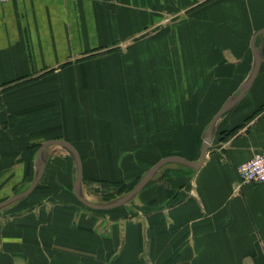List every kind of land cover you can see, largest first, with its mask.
<instances>
[{"label":"crops","instance_id":"0c3cea01","mask_svg":"<svg viewBox=\"0 0 264 264\" xmlns=\"http://www.w3.org/2000/svg\"><path fill=\"white\" fill-rule=\"evenodd\" d=\"M262 29L264 0L1 4L0 181L13 175L14 150L47 130L64 133L44 142L65 141L79 158L82 147L184 148L191 132L202 145L255 55L259 67L213 124L201 165L161 166L134 196L133 222H80L69 245L57 242L54 225L37 256H0V264H264V182L243 183L238 173L264 149ZM172 155L196 161L200 151L164 157Z\"/></svg>","mask_w":264,"mask_h":264},{"label":"rangeland","instance_id":"374dc122","mask_svg":"<svg viewBox=\"0 0 264 264\" xmlns=\"http://www.w3.org/2000/svg\"><path fill=\"white\" fill-rule=\"evenodd\" d=\"M61 133L64 132L47 130L43 137H32L27 148L14 150L13 175L0 181V192L7 190L6 194L0 195V203L22 193L31 184L37 172L39 147L45 139L58 138ZM200 146L201 132H191L184 148H79L80 195L93 203L113 202L127 194L153 163L165 155L172 153L196 158ZM41 158L46 168L37 186L26 197L0 208V256H21L27 252L37 256L33 250H45L49 246L54 225L60 229V241L57 242L69 245L72 240L69 233L83 226L80 222H92V227L104 223L110 226L109 221L133 222L139 214L135 204L141 202L135 201V197L108 210H94L79 202L72 192L77 176L76 162L66 148L47 146ZM47 252L50 254L52 250Z\"/></svg>","mask_w":264,"mask_h":264},{"label":"water","instance_id":"95a60500","mask_svg":"<svg viewBox=\"0 0 264 264\" xmlns=\"http://www.w3.org/2000/svg\"><path fill=\"white\" fill-rule=\"evenodd\" d=\"M261 34H264V29L260 30L256 34V36L261 35ZM251 48L254 51L253 42L251 43ZM258 67H259V58H258V56L255 55L254 66H253V69H252L251 74L249 75L248 79L240 86V88L237 91L236 96L234 98L228 99L223 104V106L218 110V112L215 114V116L212 118L211 122L209 123V126L207 128L203 143H202L201 148H200V155H199L198 160L189 161L183 157L175 156V155L166 156L164 158H161L156 163H154L145 172V174L140 178V180L137 182V184L127 194H125L124 196L118 198L117 200H115L113 202L106 203V204H98V203H93V202L87 201L86 199H84L80 195L79 188H80V182H81V164H80L78 153L76 152L75 148L73 146H71L69 143L62 141V140H58V139L47 140L41 144V146L39 147V150L37 152V155H36V161L38 163L37 164V172H36V175H35L33 181L31 182V184L22 193L14 195V196L4 200L3 202H1L0 208L18 200V199L26 197L37 186V184L41 180V177H42L43 172H44V164H43L41 155H42V152L44 151V149L50 145L62 146L71 152V154L73 155V157L75 159L76 167H77V176H76V180H75L74 185H73L72 192H73L74 196L78 199L79 202H81L85 206H87L91 209H94V210H108V209H112V208H115V207H118V206L124 204L129 199L134 197L146 185V183L152 178V176L155 174V172L161 166H163L167 163L182 164V165H185V166H188L191 168L199 167L201 165V163L203 162L204 157H205L207 150H208L210 143H211L213 124L223 113H225L228 109H230L233 106V104L238 100V98L249 88L252 80L254 79V77L257 73Z\"/></svg>","mask_w":264,"mask_h":264},{"label":"built area","instance_id":"2783aa9c","mask_svg":"<svg viewBox=\"0 0 264 264\" xmlns=\"http://www.w3.org/2000/svg\"><path fill=\"white\" fill-rule=\"evenodd\" d=\"M7 0H0V5ZM238 173L243 183L264 182V149L256 152L247 162L238 167Z\"/></svg>","mask_w":264,"mask_h":264},{"label":"bare ground","instance_id":"6f19581e","mask_svg":"<svg viewBox=\"0 0 264 264\" xmlns=\"http://www.w3.org/2000/svg\"><path fill=\"white\" fill-rule=\"evenodd\" d=\"M76 150V149H75ZM77 152V151H76Z\"/></svg>","mask_w":264,"mask_h":264}]
</instances>
